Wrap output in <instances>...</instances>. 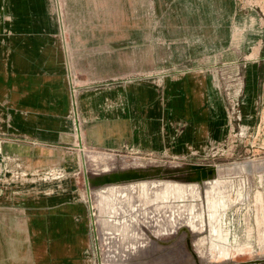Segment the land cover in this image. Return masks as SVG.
I'll return each instance as SVG.
<instances>
[{
	"label": "crops",
	"instance_id": "0c3cea01",
	"mask_svg": "<svg viewBox=\"0 0 264 264\" xmlns=\"http://www.w3.org/2000/svg\"><path fill=\"white\" fill-rule=\"evenodd\" d=\"M6 97L8 130L23 135H0L13 167L0 179V264H91L78 135L183 161L236 130L264 139V0H0ZM51 169L66 176L42 179Z\"/></svg>",
	"mask_w": 264,
	"mask_h": 264
},
{
	"label": "water",
	"instance_id": "95a60500",
	"mask_svg": "<svg viewBox=\"0 0 264 264\" xmlns=\"http://www.w3.org/2000/svg\"><path fill=\"white\" fill-rule=\"evenodd\" d=\"M76 128L79 130L77 122ZM76 147L98 264H182L187 257H191V264H264V255L230 259L229 247L224 244L228 235L222 232L223 212L231 205L230 191L238 184L237 200L233 202L249 200L253 179L257 177L261 182L264 178V159L202 164L157 162L132 155L127 161L126 154L83 147L80 135ZM141 184L146 186L143 196ZM168 184L186 186L192 195L157 198ZM208 195L217 201L212 205L215 214ZM187 206L193 208L191 215L197 219L198 229L181 222L179 213H184ZM174 211L178 214L173 220ZM205 233L209 250L223 255L218 247L227 248L225 258L202 259L195 246L198 235ZM211 244L218 246L211 248Z\"/></svg>",
	"mask_w": 264,
	"mask_h": 264
},
{
	"label": "rangeland",
	"instance_id": "374dc122",
	"mask_svg": "<svg viewBox=\"0 0 264 264\" xmlns=\"http://www.w3.org/2000/svg\"><path fill=\"white\" fill-rule=\"evenodd\" d=\"M147 3H151L152 0H146ZM156 2H159L161 4L163 3H172V0H155ZM242 5H254L260 8V5L262 3V0H241ZM148 8H146L147 10ZM157 14V15H156ZM130 18L136 19V12L132 11L129 13ZM146 19L152 20V19H160V20H172V12L169 11H161L159 13H154L151 11L145 12ZM130 36L135 37L137 35L136 29H129ZM7 104H8V98H3L0 101V106L4 107L0 108V135H6L8 139L6 141H10L11 135H23L16 132H11L8 130L9 124H8V112H7ZM72 115V114H71ZM6 127L5 130L2 129V127ZM74 127V126H73ZM243 135L239 140H236L235 142L231 143L229 140L228 148L222 152H218L214 156H198L194 158H187L184 161L178 160V159H171L166 156H145V155H139L142 158H151L157 160V162H167V161H176V162H188V163H202V164H222V163H229L233 161H241V160H259L264 159V139L260 137V135H253L249 136L246 131H243ZM123 154V153H122ZM128 155V154H126ZM128 155L126 157L127 161H130L131 158ZM8 157L10 158V154H5L4 158ZM2 156L0 158V163L2 165L0 166V179L4 180L5 178L9 177L12 173V165L6 166L5 162L6 160ZM8 161V160H7ZM72 161V159L66 155L65 157V163L66 165L69 164ZM50 168H54V166H50ZM76 174V180L81 187L82 191L85 192V186H84V177H83V168L82 164H80L79 169H77ZM253 185H252V192L250 195L249 200H245L242 202H233L237 200V193L236 191L239 188V185L236 184L234 186V189L230 191V200L231 205L228 209L224 210L223 212V220H222V232L223 235H228L227 243H224L229 247L228 249V255L230 259L232 260H245V259H253L259 256L264 255V178L259 182V179L255 177L253 179ZM177 187H184L186 186H179V185H173L172 188ZM141 189V195H144L142 184L139 187ZM259 192V194H258ZM164 194L159 193L156 195L157 198L161 199H167L168 197H171L172 195L163 196ZM132 199L135 200L134 196H131ZM164 197V198H163ZM176 197V196H175ZM207 200L209 202L210 207H212L213 203L217 202L216 200H213L209 195L207 196ZM142 201V200H139ZM88 204V200H87ZM214 206V205H213ZM89 207V206H88ZM211 209V208H210ZM192 206H187L184 213H179L181 216V222H186L189 224L192 229H198V222L197 219L192 215ZM212 212L215 214L216 209L212 207ZM173 211V209H172ZM90 212V210H89ZM176 211L172 212L173 220L174 217L178 214ZM212 213V214H213ZM185 214V216H184ZM190 214V215H189ZM215 215H213L214 217ZM184 217V218H182ZM192 217V218H191ZM91 218V213H90ZM191 218V219H190ZM186 219V220H185ZM91 224V247H90V260L91 264H98L97 260V251H96V245L94 241V233H93V224L92 221H90ZM206 233L203 235H198L196 238L197 244L196 248L197 251L201 252L202 259L206 261H213V260H222L226 257V249L224 246L222 248L218 247V251L223 253L219 254L214 250H209L208 247V240L205 238ZM218 245L211 244V248H216ZM199 254V253H198ZM225 256V257H224ZM192 259L191 257H187L185 261L182 264H191Z\"/></svg>",
	"mask_w": 264,
	"mask_h": 264
},
{
	"label": "built area",
	"instance_id": "2783aa9c",
	"mask_svg": "<svg viewBox=\"0 0 264 264\" xmlns=\"http://www.w3.org/2000/svg\"><path fill=\"white\" fill-rule=\"evenodd\" d=\"M71 91H72V96H73L74 88L72 85H71ZM72 105H73V112L75 110L74 113L76 114L74 97L72 100ZM242 132L243 131L241 129L236 130L234 133L232 132V134H229L225 138V140L222 141L221 143H217V144L209 143L205 150L193 153L188 158H194V157H198V156H209V155L214 156L218 152H222L228 148L230 139H231L230 140L231 143L235 142L236 140H239L243 136V135H241ZM65 176H66V173L63 169H51V170H48L46 172H43L41 178L44 180H60Z\"/></svg>",
	"mask_w": 264,
	"mask_h": 264
},
{
	"label": "bare ground",
	"instance_id": "6f19581e",
	"mask_svg": "<svg viewBox=\"0 0 264 264\" xmlns=\"http://www.w3.org/2000/svg\"><path fill=\"white\" fill-rule=\"evenodd\" d=\"M143 187V191L145 192L146 190V186L144 184H142ZM162 194H164L163 196H168V195H174L176 197H184V195H192V192L190 189L188 188H184V187H177V188H172V185H166L164 190L161 192ZM158 195V194H157ZM164 198V197H163ZM176 214V213H175ZM190 215V214H189ZM192 216V215H191ZM192 218V217H191ZM190 218V219H191ZM186 220V219H185Z\"/></svg>",
	"mask_w": 264,
	"mask_h": 264
}]
</instances>
